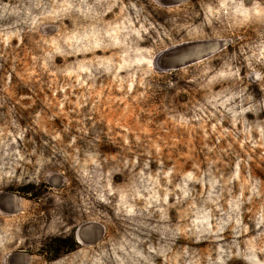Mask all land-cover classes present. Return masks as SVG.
Wrapping results in <instances>:
<instances>
[{
	"label": "rangeland",
	"instance_id": "rangeland-1",
	"mask_svg": "<svg viewBox=\"0 0 264 264\" xmlns=\"http://www.w3.org/2000/svg\"><path fill=\"white\" fill-rule=\"evenodd\" d=\"M0 264H264V0H0Z\"/></svg>",
	"mask_w": 264,
	"mask_h": 264
},
{
	"label": "water",
	"instance_id": "water-1",
	"mask_svg": "<svg viewBox=\"0 0 264 264\" xmlns=\"http://www.w3.org/2000/svg\"><path fill=\"white\" fill-rule=\"evenodd\" d=\"M222 43L217 42H200L195 44H188L184 46L180 54L175 58L171 59L170 64L167 68H177L182 65L189 64L196 59L211 53L212 51L220 48Z\"/></svg>",
	"mask_w": 264,
	"mask_h": 264
},
{
	"label": "flooded vegetation",
	"instance_id": "flooded-vegetation-1",
	"mask_svg": "<svg viewBox=\"0 0 264 264\" xmlns=\"http://www.w3.org/2000/svg\"><path fill=\"white\" fill-rule=\"evenodd\" d=\"M77 231H79V229H77ZM81 234H82V233H81V231H80V236L77 237V233H76V237H77V238H76V242H77L78 244L81 243V242H80L81 240H84V238L81 236ZM79 237H80V238H79ZM64 244H65L66 246L69 245V244H67V242H65Z\"/></svg>",
	"mask_w": 264,
	"mask_h": 264
}]
</instances>
